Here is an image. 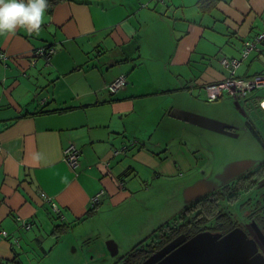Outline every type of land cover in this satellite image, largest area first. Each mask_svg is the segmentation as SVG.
I'll list each match as a JSON object with an SVG mask.
<instances>
[{
  "label": "crops",
  "instance_id": "1",
  "mask_svg": "<svg viewBox=\"0 0 264 264\" xmlns=\"http://www.w3.org/2000/svg\"><path fill=\"white\" fill-rule=\"evenodd\" d=\"M200 1L48 0L38 32L18 29L0 37V231L8 232L0 234V264H23L19 248L34 246L31 232L51 221V214L52 220L78 225L92 219L85 218L91 209L105 208L113 211L112 229L122 220L118 210L128 214L134 200L160 203L142 232L145 241L200 197L197 191L207 180L200 169L209 166V157L184 141L200 131L171 113L182 110L183 87L194 95V87L204 86L198 96L208 101L206 85L231 76L221 60L211 67L205 62L217 49L226 51L222 37H238L240 46L228 51L241 55L244 43L263 29L264 0H218L207 11ZM203 41L209 51L200 49ZM42 48L55 53L49 59L36 55ZM258 48L241 62L236 77L264 75V45ZM153 57L172 75L165 84L151 83L147 92L151 80L140 75ZM243 63L248 66L239 76ZM121 75L127 86L113 94L108 86ZM226 95L215 102L221 104ZM247 99L228 100L213 117L230 123L233 113L227 110L245 114ZM151 100L162 105L152 108ZM192 104L199 111L200 105ZM157 111L161 118L145 126L146 115ZM156 125L159 139L151 135ZM70 144L80 150L77 169L64 158ZM101 191L98 205H91ZM128 222L125 216L120 225L126 228ZM111 229L107 239L118 242Z\"/></svg>",
  "mask_w": 264,
  "mask_h": 264
},
{
  "label": "rangeland",
  "instance_id": "2",
  "mask_svg": "<svg viewBox=\"0 0 264 264\" xmlns=\"http://www.w3.org/2000/svg\"><path fill=\"white\" fill-rule=\"evenodd\" d=\"M224 40H227V42H223ZM206 42L209 43L210 40L207 39ZM219 42L223 43V45L220 46L222 49H226L225 47H227L226 51L228 53L226 51L218 53L220 51L217 49L215 51L217 52L216 55L206 60V66L211 67L214 65L215 62L213 61L220 63L224 54H228L230 57L236 55L238 56L236 58L242 59L240 54L233 55L232 51H228V49H235L240 46L241 41H239L238 37L229 39L222 37ZM200 49L210 50L206 48L204 41L203 45H200ZM149 61L140 75L142 80L143 78L151 80L149 84L145 86L147 92L148 90L146 88L150 87L151 83L158 85L161 83L165 84L166 80L170 81L169 76L172 75V73L163 70L165 66H163L162 60L159 58L153 57L150 58ZM249 63L250 61H248V64ZM199 66L201 75L203 72L201 69V62ZM247 66L246 63H243L242 68L238 72L239 76L244 75ZM253 70L256 71L255 68H253ZM186 77L187 75H185V78ZM203 87L204 86H201L199 89H203ZM199 89L194 87V95H191L190 91L186 89V87H183V92H180L181 94L178 95V97H183L185 99L179 103L182 110L225 122L213 116H219L218 114L222 111L219 105H226L229 104L228 100L232 99V101L235 102L237 99L227 94L223 100H220L219 103L221 104L217 102H208L209 100L207 101L205 96H198ZM204 92L207 96L206 88ZM171 97L168 105L175 99L176 93L171 95ZM262 99H264V87L254 89L248 93L247 100L250 101V104L246 108L244 107L245 114L236 111L239 116H235L233 110L230 108L227 110L233 113V117L230 119L229 124L236 128V133L239 134L238 137L212 132L189 123H184L185 127H189L188 129L193 128L200 131L199 135L193 132L194 135L190 138L185 136L184 141L190 142L194 146V149L204 150L210 160L207 168L200 169V172L204 170L207 171L205 174L207 180L206 185L202 186V188L197 191L201 192L199 194L200 197L194 199V201H197L234 178L244 175L246 172L264 162V108L260 106ZM152 101H154V103L151 104L152 108L162 105L160 100H151V102ZM238 102L243 106L246 101ZM192 103L200 105L199 111L194 109L195 106ZM174 104H177V101H175ZM226 115L232 116V114L229 113ZM159 118H161L159 111L147 114L144 119L145 126H152V123ZM156 127L157 125L152 127L153 132L151 135H153L155 139H159L161 131L156 130ZM132 128H135V126ZM260 184L257 186L255 185L254 188L241 194L234 202L228 203L222 201L221 209H223L227 215L221 221L212 222L207 225L212 227V229L208 231L213 233H217L216 231L225 233L228 228H230V223L232 222L241 228L244 226L246 228V225L251 221L256 222L254 219H257L260 224V218L264 219V186L260 187ZM197 192L194 193L196 194ZM159 204L160 203L153 204L149 200L147 202L139 199L134 200L132 204L126 208L128 214L124 215V210H118V212H121L122 220H119L117 226L114 225L112 229L110 226L112 223L113 211L110 213L105 210V208H102L100 212L96 213L94 217H92L93 220L91 219L78 225L69 223L63 224L59 222L58 219L56 220V218L52 220L53 215L51 214V221L46 222L45 225L39 224L35 226L34 231L31 232L30 236L31 238L33 237L31 241L34 243V246L31 248L32 250L26 246H23L24 248L22 249L19 248V253H25L23 255L25 258L22 257L21 262L23 264H30V262H33L31 264H123L124 257L131 252L139 242H143L144 238H146V235H142V232L148 226L151 215L155 213V209L158 208ZM173 208L174 207H171L169 210L171 211ZM181 211H177V215H179ZM254 212L255 216L258 218L252 217ZM125 216L129 219L126 228L123 223L120 225ZM219 224L223 226H219ZM63 225H69V227L67 228ZM59 226H63L62 229L65 230L60 231V229H58L55 231L56 227ZM110 229L113 238L115 237L118 242L112 238L107 239V234L110 232ZM199 229H203V227ZM248 229L254 232V238L259 241L261 252L264 254V244L258 234L252 227ZM138 237H142L141 241H138ZM113 240L119 247V253L114 256L111 253L112 251L109 250V245ZM28 257L33 260L30 261Z\"/></svg>",
  "mask_w": 264,
  "mask_h": 264
},
{
  "label": "water",
  "instance_id": "3",
  "mask_svg": "<svg viewBox=\"0 0 264 264\" xmlns=\"http://www.w3.org/2000/svg\"><path fill=\"white\" fill-rule=\"evenodd\" d=\"M171 116L216 133L232 137L239 135L231 124L194 112L175 109ZM253 225L264 244V233L255 222ZM109 250L113 256L119 252L113 241ZM141 264H264V254L257 239L249 237L243 228L236 227L225 235L204 231L188 239L182 234Z\"/></svg>",
  "mask_w": 264,
  "mask_h": 264
},
{
  "label": "trees",
  "instance_id": "4",
  "mask_svg": "<svg viewBox=\"0 0 264 264\" xmlns=\"http://www.w3.org/2000/svg\"><path fill=\"white\" fill-rule=\"evenodd\" d=\"M217 3L218 0L200 1V5L205 11H207V9L205 8H207L208 6L213 7V5ZM263 180L264 162L254 169L246 172L244 175L234 178L228 183L223 184L222 186L214 189L202 198L183 208L179 215L174 217L170 222H167L165 225L160 227L145 241L139 243L136 247H134L131 252H129L124 257L123 264H141L157 250L169 244L172 240L176 239L182 234H186L189 237H192L200 232L211 230L212 227H209L207 225L212 222H219L227 215L225 211L221 209L222 201H226L228 203L234 202L241 196V194L249 191L251 188H254L255 185L257 186ZM97 211L98 208L91 209L87 212L85 218L87 219L93 217L97 213ZM253 216L255 218H258L257 216H255V212L252 214V217ZM254 220H256V223L264 232V219L260 218V224L257 219ZM230 224V228H228L225 233H228L234 228L239 227L233 222ZM63 226L56 227L55 231H57L58 229H60V231H64L65 229H62ZM219 226L223 225L219 224ZM65 227L68 228L69 225H66ZM200 227H203V229H199ZM15 255L19 256V254L16 253ZM14 263L18 264L16 260H14Z\"/></svg>",
  "mask_w": 264,
  "mask_h": 264
},
{
  "label": "built area",
  "instance_id": "5",
  "mask_svg": "<svg viewBox=\"0 0 264 264\" xmlns=\"http://www.w3.org/2000/svg\"><path fill=\"white\" fill-rule=\"evenodd\" d=\"M163 1V0H161ZM264 45V26L260 34L255 38L254 41H247L244 43L243 49L241 51L242 59L240 58H222V64L231 72V76L221 83H211L206 85L207 97L209 102H215L222 98V96L226 93L232 97H235L237 100L244 99L250 91L254 89L264 87V75H257L254 78L246 79L236 77V70L241 65V62L249 57V55L253 51H258V45ZM55 53L54 48H42L36 51V55L45 56L48 59ZM127 77L125 75H121L116 78L110 85L108 89L111 93L116 94L123 88L127 86ZM264 100V99H262ZM124 150V149H123ZM65 161L72 169H77L80 166V150L77 148L75 144H70L64 151ZM104 195V191H101L96 197L91 201V205H98L100 202V197ZM47 200V197H45ZM54 210L57 213L61 211L55 206ZM62 219H64V215H62ZM32 225L26 223L25 228L28 230L31 229ZM0 234L3 237H8V232L5 230L0 231Z\"/></svg>",
  "mask_w": 264,
  "mask_h": 264
},
{
  "label": "clouds",
  "instance_id": "6",
  "mask_svg": "<svg viewBox=\"0 0 264 264\" xmlns=\"http://www.w3.org/2000/svg\"><path fill=\"white\" fill-rule=\"evenodd\" d=\"M48 7V0H0V37L15 35L18 29L38 32ZM260 106L264 108V100Z\"/></svg>",
  "mask_w": 264,
  "mask_h": 264
},
{
  "label": "flooded vegetation",
  "instance_id": "7",
  "mask_svg": "<svg viewBox=\"0 0 264 264\" xmlns=\"http://www.w3.org/2000/svg\"><path fill=\"white\" fill-rule=\"evenodd\" d=\"M262 186H264V180H263V181L261 182V184H260V187H262ZM253 222H255V221H253ZM253 222L251 221L250 223H248V224L246 225V226H247L246 228H245V226L243 227V229L249 234V237H251V238H254V235H253L254 232H251L250 229H248V228H249V227H252V229H254L255 232H256V229L254 228ZM255 223H256V222H255ZM256 224H257V223H256ZM257 225H258V224H257ZM239 227H240V226H239ZM258 227H259V226H258ZM259 228H260V227H259ZM260 229H261V228H260ZM261 231H262V230H261ZM262 232H263V231H262ZM217 233H221V232H217ZM256 233H257V232H256ZM263 233H264V232H263ZM222 234H223V233H222ZM225 234H227V233H225ZM225 234H223V235H225ZM187 237H188V239L191 238V237H189L188 235H187ZM165 246H166V245H165ZM165 246H164V247H165ZM162 248H163V247H162ZM162 248H161V249H162ZM161 249H159V250H161ZM159 250H157V251H159ZM157 251H156V252H157ZM156 252H155V253H156ZM153 254H154V253H153ZM153 254H152V255H153ZM152 255H151V256H152ZM146 260H147V259H146ZM146 260H145V261H146ZM142 263H143V262H142Z\"/></svg>",
  "mask_w": 264,
  "mask_h": 264
}]
</instances>
